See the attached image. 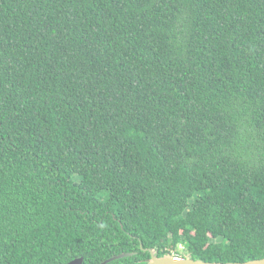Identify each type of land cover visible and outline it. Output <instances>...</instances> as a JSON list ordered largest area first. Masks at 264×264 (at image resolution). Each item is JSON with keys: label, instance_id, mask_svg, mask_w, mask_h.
I'll use <instances>...</instances> for the list:
<instances>
[{"label": "trees", "instance_id": "16d2710c", "mask_svg": "<svg viewBox=\"0 0 264 264\" xmlns=\"http://www.w3.org/2000/svg\"><path fill=\"white\" fill-rule=\"evenodd\" d=\"M150 249L264 258V0H0V264Z\"/></svg>", "mask_w": 264, "mask_h": 264}, {"label": "water", "instance_id": "95a60500", "mask_svg": "<svg viewBox=\"0 0 264 264\" xmlns=\"http://www.w3.org/2000/svg\"><path fill=\"white\" fill-rule=\"evenodd\" d=\"M151 251V258L143 264H264V258L252 259L248 261H235V262H211L205 261L201 259H195L191 256H180V255H165V256H157L153 249ZM133 253H122L120 255L113 256L112 258L105 261V263L110 262L115 259H119L128 255H132ZM84 261L83 257L76 258L70 261L67 264H82Z\"/></svg>", "mask_w": 264, "mask_h": 264}, {"label": "rangeland", "instance_id": "374dc122", "mask_svg": "<svg viewBox=\"0 0 264 264\" xmlns=\"http://www.w3.org/2000/svg\"><path fill=\"white\" fill-rule=\"evenodd\" d=\"M182 249H184V248H182ZM181 249V250H182ZM183 252H184V254H186L187 253V251L186 250H182ZM172 255H176V254H172ZM180 256H182V255H180Z\"/></svg>", "mask_w": 264, "mask_h": 264}]
</instances>
